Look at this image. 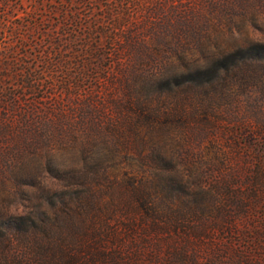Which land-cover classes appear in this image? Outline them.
Instances as JSON below:
<instances>
[{"label":"rangeland","instance_id":"1","mask_svg":"<svg viewBox=\"0 0 264 264\" xmlns=\"http://www.w3.org/2000/svg\"><path fill=\"white\" fill-rule=\"evenodd\" d=\"M47 1L0 25V264H264V0H143L85 56Z\"/></svg>","mask_w":264,"mask_h":264},{"label":"trees","instance_id":"2","mask_svg":"<svg viewBox=\"0 0 264 264\" xmlns=\"http://www.w3.org/2000/svg\"><path fill=\"white\" fill-rule=\"evenodd\" d=\"M10 0H0V25L5 27L6 19L5 17L9 14L8 2ZM49 4L50 1L39 0V6L45 7ZM59 6H72L74 8L73 12L67 16L65 10H59V8H53L51 12H55L61 15V19L55 22L56 25L67 26L68 24L72 27L79 28L81 33L78 35L75 33L71 36V41L79 42L81 50L71 51V56L80 55L85 56L87 51L83 47L89 48V45L96 48L101 45L103 33L100 32V29L112 28L113 26H121L129 18V14L132 9H139L143 5V0H61L59 1ZM81 8V9H80ZM55 9V10H54ZM79 9L85 12L83 15L79 13ZM100 10L102 13L97 14V11ZM39 11L38 5L33 10V12ZM43 10L40 9L39 12ZM42 14V13H41ZM45 22L50 23L47 16H40L39 18H33L31 25H29L28 31L31 32H40L42 26ZM18 30V29H17ZM4 29L0 30V39L5 41ZM14 34V33H13ZM19 41H23L21 34H18ZM263 48V47H261ZM79 52V53H78ZM56 61L52 60L50 53L43 52L41 58H43V67L41 69H31V67L13 69V75H24L23 84L28 91L38 90L41 85L47 86L44 80L47 77L61 76L67 70L65 63L61 59V53L55 54ZM55 61V63H54ZM6 62V61H5ZM5 63L0 65V81L2 77L6 76V70L3 68ZM51 84H49V87ZM62 86V83H60Z\"/></svg>","mask_w":264,"mask_h":264}]
</instances>
